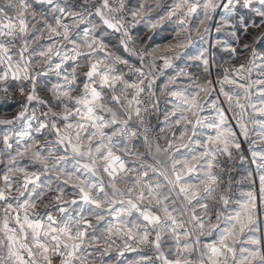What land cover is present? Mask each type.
Masks as SVG:
<instances>
[{
  "label": "snow or ice",
  "instance_id": "1",
  "mask_svg": "<svg viewBox=\"0 0 264 264\" xmlns=\"http://www.w3.org/2000/svg\"><path fill=\"white\" fill-rule=\"evenodd\" d=\"M261 145L264 0H0V264H264Z\"/></svg>",
  "mask_w": 264,
  "mask_h": 264
},
{
  "label": "rangeland",
  "instance_id": "2",
  "mask_svg": "<svg viewBox=\"0 0 264 264\" xmlns=\"http://www.w3.org/2000/svg\"><path fill=\"white\" fill-rule=\"evenodd\" d=\"M214 38H215V33H213V39ZM199 47H200V41L197 40L195 45L189 50L190 53L192 55H195ZM188 63L192 64V61H189ZM190 71H192L193 73H197L199 70L195 66H192L190 68ZM214 75H215V73H214ZM244 147L246 149L245 156L247 158L246 161H245V166L244 167H245L246 170H254L255 165L251 163V161H252L251 152L247 151L248 145L245 144ZM261 147H264V145H261Z\"/></svg>",
  "mask_w": 264,
  "mask_h": 264
}]
</instances>
